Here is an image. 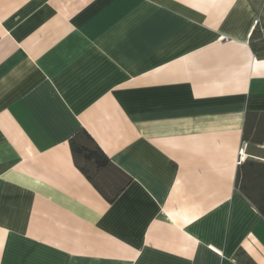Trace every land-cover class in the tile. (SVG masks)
I'll return each instance as SVG.
<instances>
[{
  "label": "crops",
  "instance_id": "obj_1",
  "mask_svg": "<svg viewBox=\"0 0 264 264\" xmlns=\"http://www.w3.org/2000/svg\"><path fill=\"white\" fill-rule=\"evenodd\" d=\"M256 27L264 0H0V264H264Z\"/></svg>",
  "mask_w": 264,
  "mask_h": 264
},
{
  "label": "trees",
  "instance_id": "obj_2",
  "mask_svg": "<svg viewBox=\"0 0 264 264\" xmlns=\"http://www.w3.org/2000/svg\"><path fill=\"white\" fill-rule=\"evenodd\" d=\"M250 41L257 51L264 49V32L260 27L254 29ZM261 133L258 132L259 135ZM245 134L246 139L259 140L257 135L250 137L247 130ZM71 148L77 166L109 201H114L123 188L110 192L102 189L101 176L106 169L112 166V162L98 143L87 130L82 129L72 138ZM237 186L264 216V161L247 159L241 163L237 175Z\"/></svg>",
  "mask_w": 264,
  "mask_h": 264
},
{
  "label": "built area",
  "instance_id": "obj_3",
  "mask_svg": "<svg viewBox=\"0 0 264 264\" xmlns=\"http://www.w3.org/2000/svg\"><path fill=\"white\" fill-rule=\"evenodd\" d=\"M261 30L264 32V27H261ZM248 143L243 142L242 147L239 150V164L242 163L243 160H245L247 154H246V149H247Z\"/></svg>",
  "mask_w": 264,
  "mask_h": 264
}]
</instances>
